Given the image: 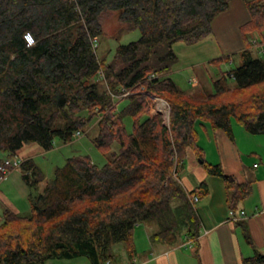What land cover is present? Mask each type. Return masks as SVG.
<instances>
[{
    "label": "trees",
    "instance_id": "obj_1",
    "mask_svg": "<svg viewBox=\"0 0 264 264\" xmlns=\"http://www.w3.org/2000/svg\"><path fill=\"white\" fill-rule=\"evenodd\" d=\"M230 2L0 0V163L28 143L50 150L55 138L68 142L92 122L98 148L118 146L101 166L84 154L68 157L41 192L29 194L27 215L5 209L0 264H45L77 256L106 264L114 259L111 244L117 242L132 257L135 227L141 223L156 224L151 243L173 245L184 236L195 241L200 221L193 197L204 198L208 189L201 182L187 190L180 181L178 171L189 148L208 174L224 181L228 210L239 209L251 182H239L204 158L196 125L207 121L233 139L235 118L247 132L264 133V52L251 49L264 51V0H243L249 13L240 26L245 47L239 51L240 64L227 72L237 94L232 101L217 97L229 89L225 74L205 97L184 92L168 75L178 59L173 44L209 36L213 19ZM112 12L118 24L115 37L134 29L140 36L118 44L107 60L98 57L92 39L104 34V19ZM26 32L34 40L30 46ZM251 33L258 35L253 42ZM119 96L127 103L117 110ZM154 97L168 103V125L148 114ZM124 116L133 119L130 132ZM20 169L23 182L36 190L44 176L41 169L32 158L24 159ZM241 264H264V254L255 250Z\"/></svg>",
    "mask_w": 264,
    "mask_h": 264
},
{
    "label": "crops",
    "instance_id": "obj_2",
    "mask_svg": "<svg viewBox=\"0 0 264 264\" xmlns=\"http://www.w3.org/2000/svg\"><path fill=\"white\" fill-rule=\"evenodd\" d=\"M248 19L249 13L243 0H231L229 8L213 19V31L205 39H213L227 56L232 51L239 52L245 45L240 26ZM196 129L198 144L203 148L204 158L208 162L219 163L226 173L233 174L239 182H251V193L239 203V209L245 211L244 218L236 222L228 220L225 183L220 177L208 174L200 163V168H196L199 173L194 184L185 181V185L180 180L187 190L197 187L201 182L208 189L207 195L195 202L200 224L192 246H186L184 239L173 245L151 243L149 234L153 230L145 227L140 232V242L137 244L134 239L136 252L132 257L126 252V262L122 261L121 264H241L242 258L252 255L255 250L264 254V133L252 134L244 127L236 126L232 127L233 139H230L222 129H214L210 123L207 126L203 121L196 125ZM202 135L206 137L205 144L201 141ZM42 151L44 149L38 144L28 143L16 155L24 160ZM187 158L190 162L197 158L190 148L179 171L183 169ZM46 181L44 177L38 182L36 192L43 190ZM7 210L13 211L10 208ZM242 225L247 229L252 243L246 241ZM187 249H190L191 254L184 253ZM45 264L91 263L87 257L77 256L48 259Z\"/></svg>",
    "mask_w": 264,
    "mask_h": 264
},
{
    "label": "rangeland",
    "instance_id": "obj_3",
    "mask_svg": "<svg viewBox=\"0 0 264 264\" xmlns=\"http://www.w3.org/2000/svg\"><path fill=\"white\" fill-rule=\"evenodd\" d=\"M117 25L116 14L114 12L105 17L103 24L105 30L104 34L99 36L96 43V52L99 58L105 57L107 60H110L113 51L118 44H126L130 41L136 40L140 36L139 29H134L121 33L119 37H115L114 35H116ZM256 38H258L256 33L249 35V40L251 42H253ZM173 49L177 54L178 59L172 65L168 75L184 92L189 94L197 92L203 97L213 94L215 92L214 81L220 75L225 74L226 84L229 89L218 95V99L223 102H228L232 101L237 96L233 90L235 85L234 80L227 75V72L240 64L239 52L232 51L227 56L225 55V52L222 51V48L217 45L213 39L205 38L193 44L177 41L173 44ZM251 49L254 54H257V52H264L263 49L255 51V46H252ZM222 58H231L232 60H223ZM99 75H101V71L99 72ZM251 91H253V89L247 90L245 94H248ZM126 103V98L121 99V96L118 98L115 97L117 110H120ZM169 110L167 102L164 103L161 101V98L154 97L149 104L148 114L153 117H160L162 123L168 125ZM123 122L126 126V130L130 132L133 122L132 117L124 116ZM232 122L233 128L236 126L243 128L241 125H237L235 118H232ZM203 123L209 126L208 122L203 121ZM59 125L60 121H57L56 126ZM97 131L98 128L95 122H92L81 130V135L72 136V139L68 142H63L59 138H55L53 148L50 150H44L41 153L34 155L32 159L41 169L44 175L43 178L45 177L48 181L52 177L54 169L57 166H62L66 159L73 155L84 154L98 166L103 165L110 157V152L112 150H117L118 146L116 142H113L108 150L98 148L93 142V137L96 135ZM201 141L203 144L207 142L204 135H202ZM5 158L19 160L20 164L23 161L17 155L5 156L3 159ZM200 163V158H195V160L191 162L188 158L186 159L183 169L178 171V176L184 184L185 181L194 184L199 173L196 168H200ZM20 164H12L10 165V169L7 167L8 172L6 176L0 180V214H3L4 209L7 208H10L22 215H27L30 212L29 194L36 193V190H34V188H30L22 181ZM145 227L154 230L156 229V224L142 223L140 226L135 227L134 239L137 244L140 242V232H142ZM111 250L115 254L112 264H121L122 261L126 262L127 255L122 242L111 244ZM187 250L188 251H185L184 253L191 254L190 249Z\"/></svg>",
    "mask_w": 264,
    "mask_h": 264
},
{
    "label": "built area",
    "instance_id": "obj_4",
    "mask_svg": "<svg viewBox=\"0 0 264 264\" xmlns=\"http://www.w3.org/2000/svg\"><path fill=\"white\" fill-rule=\"evenodd\" d=\"M24 38H25V41H26V45L27 46H30L34 43V40H33V37L31 36V34L29 32H26L24 34ZM93 43L94 45H96L97 43V38L94 37L93 39ZM81 135V131H76L73 136H79ZM12 164H15V165H19L20 164V161L19 160H13V159H9V158H5L3 159V161L0 163V180H2L6 174H7V167L12 165ZM197 197L194 196L193 197V201H197ZM245 216V211L243 209H238V210H228V215H227V218L228 220L230 221H239L241 219H243ZM184 244L186 246H192L194 240L192 238H190L189 236H184ZM110 262L109 261H106V264H109Z\"/></svg>",
    "mask_w": 264,
    "mask_h": 264
},
{
    "label": "water",
    "instance_id": "obj_5",
    "mask_svg": "<svg viewBox=\"0 0 264 264\" xmlns=\"http://www.w3.org/2000/svg\"><path fill=\"white\" fill-rule=\"evenodd\" d=\"M161 101H163L164 103H166L164 100L161 99Z\"/></svg>",
    "mask_w": 264,
    "mask_h": 264
},
{
    "label": "bare ground",
    "instance_id": "obj_6",
    "mask_svg": "<svg viewBox=\"0 0 264 264\" xmlns=\"http://www.w3.org/2000/svg\"><path fill=\"white\" fill-rule=\"evenodd\" d=\"M162 104V103H161Z\"/></svg>",
    "mask_w": 264,
    "mask_h": 264
}]
</instances>
